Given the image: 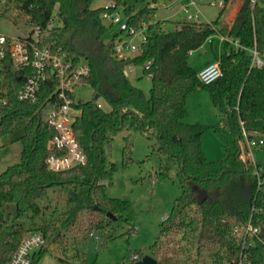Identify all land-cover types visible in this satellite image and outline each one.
Wrapping results in <instances>:
<instances>
[{
  "label": "trees",
  "instance_id": "1",
  "mask_svg": "<svg viewBox=\"0 0 264 264\" xmlns=\"http://www.w3.org/2000/svg\"><path fill=\"white\" fill-rule=\"evenodd\" d=\"M92 1L6 0L16 9L15 19L31 27L29 37L37 30L35 43L39 47H51L74 62L89 65L90 73L84 81L98 97H104L110 109H102L95 100L79 101L82 111L72 126L87 162L50 171L45 157L53 130L46 118L53 81L42 85L34 102L19 101L17 95L25 76L6 62L3 76L7 86L0 92V98L6 100L0 102V138L18 126H23V133L17 138L21 143L19 161L0 172V264L9 261L29 231L41 232L45 240L33 254L31 264H39L48 243L64 248L65 232L75 233L77 241L81 239L86 247L95 249L112 237L105 232L113 219L107 212L119 218L126 202L105 192L104 181L110 182L115 171V164L107 161V150L112 134L126 123L156 138L158 149L164 153L163 174L174 171L182 188L178 215L160 223L149 254L169 264H203L201 250L212 249L211 264H236L240 253L251 264H264V186L257 187L252 165L239 158L242 130L248 136L264 133V0H242L235 15L222 23L225 6L210 22L181 21L172 30L163 29L165 20L154 18L155 8L149 4L155 0H137L141 2L137 8L126 0H113L123 7L129 25L147 24L146 44L134 62L150 61L143 71L151 80L148 96L123 75L125 62L112 56L113 39L105 40L111 27L101 19L104 7L92 8ZM223 1L226 5L229 0ZM216 34L223 37L222 51L215 59L222 75L203 84L189 63V52ZM253 47L263 60L261 67L250 65L249 49ZM197 87L207 90L219 116L217 123L184 121L187 98ZM207 130L224 139L219 158L209 159L203 152L201 137ZM131 147L128 138L122 147L124 164L130 161ZM194 186L201 194L198 198ZM50 189L65 195L66 207L58 224L26 227L20 216L26 212L31 218L39 215V199L45 198ZM193 204L191 215L186 217L185 209ZM248 221L259 232L241 249L232 225ZM180 228L188 230L191 246L171 236Z\"/></svg>",
  "mask_w": 264,
  "mask_h": 264
},
{
  "label": "rangeland",
  "instance_id": "2",
  "mask_svg": "<svg viewBox=\"0 0 264 264\" xmlns=\"http://www.w3.org/2000/svg\"><path fill=\"white\" fill-rule=\"evenodd\" d=\"M199 1L198 21L210 22L217 18L221 7ZM236 0H230L229 6H225L220 20H226ZM109 0H93L92 8L104 6ZM134 7L141 5L137 0H126ZM188 0H158L157 12L153 14L156 19H168L163 25V29L172 30L178 26V22L186 21V14L181 7L187 4ZM223 8V7H222ZM189 12L194 15L195 8L189 7ZM16 9L13 3L0 0V32L8 36H25L31 27L23 21L15 19ZM195 19L193 18L192 21ZM116 30L113 26L108 29L105 40H109ZM213 47L209 43H204L201 48L191 51L188 60L192 67L198 70L202 63L213 58L218 53L219 37L213 39ZM129 82L140 88L146 96L149 95L151 80L144 74L140 66L136 67L133 73L128 76ZM75 99L80 102L95 100L104 110H109L110 106L103 96L94 98L95 91L90 84H81L74 87ZM187 117L184 121L200 122L203 124H215L219 121L208 92L203 87L195 88L187 98ZM23 126H18L0 140V172L7 166L19 161L21 143L17 140L18 134L22 133ZM264 141V133L261 134ZM132 142L130 161L125 163L122 159V147L126 140ZM202 148L205 156L209 159H216L222 156L224 139L211 130H207L201 137ZM159 144L153 136H147L139 129L129 127L126 123L122 128L112 134V141L107 150V161L115 164V171L110 182L104 181L105 192L110 197H117L126 202L124 211L117 219H111L106 226V233L112 237L97 249L86 247L81 239H75V233L65 232L64 248L58 247L55 243H48L46 250L41 255L39 264H129L132 261V253L138 255L149 254V247L153 244L159 234V225L162 217L167 215L166 222L175 219L181 203L182 188L178 177L174 171L168 174L162 172V162L164 153L158 149ZM252 159L256 163L264 166V143L251 150ZM155 177L156 183L152 184L150 179ZM196 197L201 194L197 190ZM64 193L50 189L45 198L39 199L42 211L39 215L29 217V212L20 216L19 220L24 221L26 227H36L40 224H58L61 212L65 209ZM191 207L185 209L186 217L191 215ZM85 223L87 220L82 218ZM137 229V233L131 234L130 228ZM188 230L180 228L172 232L171 236L184 246H191ZM194 248V247H193ZM38 251V250H37ZM36 251V252H37ZM203 264H211L213 260L212 249H202ZM222 256V253L219 254ZM141 257V256H140ZM223 258V257H222ZM158 264H169L159 262ZM224 260V259H223Z\"/></svg>",
  "mask_w": 264,
  "mask_h": 264
},
{
  "label": "built area",
  "instance_id": "3",
  "mask_svg": "<svg viewBox=\"0 0 264 264\" xmlns=\"http://www.w3.org/2000/svg\"><path fill=\"white\" fill-rule=\"evenodd\" d=\"M256 0H251L254 3ZM206 3L218 5L221 8L225 3L223 0H205ZM195 8L194 15L189 12V7ZM101 12V19L110 27L115 26L110 39H113L112 56L119 61L125 62L122 73L125 77L133 73L136 67L148 68L150 61L144 64H136L134 59L139 56L147 41V24L142 23L139 27L128 24L127 16L123 7L109 0ZM149 7H154L153 3ZM186 14V21H198V2L188 0L187 4L181 7ZM37 30L33 35L8 36L0 32V81L2 86L0 92H5L7 82L4 79L3 71L6 69L8 61L11 69L21 71L25 76V81L19 90L17 99L19 101L34 102L42 85L49 79L53 81V90L49 98L51 108L48 111L46 122L52 128L53 134L48 141V152L45 157V164L50 171H63L76 166L85 165L87 155L82 149L79 140L73 131V121L80 115L82 109L75 99L74 87L87 84L84 80L89 76L90 68L86 62H74L65 53L54 50L51 47H39L36 43ZM235 46H238L234 42ZM251 54V66L261 67L263 60L257 50L253 47L249 49ZM191 53V51L189 52ZM149 76V74H147ZM199 80L203 84H209L222 75L218 60H213L204 64L197 72ZM1 104L6 102L5 98H0ZM1 140V138H0ZM264 143L261 134L254 132L251 136L242 130V139L239 141V158L246 164L253 167L252 174L257 181V187L264 186V166L257 165L252 159L251 150L258 148ZM151 183H156L157 179L151 177ZM169 217L164 215L162 221ZM131 234L137 233V229L130 228ZM259 228L248 221L244 225H232V233L236 236L244 249L250 245L254 236H257ZM45 240L41 232L29 231L20 241L6 264H31L33 254L39 250ZM137 253H132L131 260H138ZM236 264H251L246 259L244 253L236 260Z\"/></svg>",
  "mask_w": 264,
  "mask_h": 264
},
{
  "label": "crops",
  "instance_id": "4",
  "mask_svg": "<svg viewBox=\"0 0 264 264\" xmlns=\"http://www.w3.org/2000/svg\"><path fill=\"white\" fill-rule=\"evenodd\" d=\"M241 1H242V0H236V1H235V4H234V6L232 7L229 16L226 18V20L220 21L221 23L224 22V21H228V20H230V19L235 15V13H236V11H237V9H238V7H239ZM199 3H200V2L198 1V4H199ZM229 3H230V0L228 1L227 6H229ZM153 4H154V8H156V12H157V7H158L157 4H158V0H155V2H153ZM156 19H157V17H156ZM161 20H168V19H161ZM216 36H217V34H216ZM214 37H215V35H213L212 37L208 38L204 43H209L210 47L212 48V47H213L212 44H213V41H214V40H213ZM218 37H219L218 53H217V54H214L213 58L208 59V60H206L204 63H202L201 66H199L200 68H201L204 64H206L207 62H211V61L215 60V59L219 56V54L221 53V51H222V46H223V37H221V36H219V35H218ZM203 45H204V44H203ZM203 45H202V46H203ZM202 46H201V47H202ZM201 47H200V48H201ZM189 63H190V62H189ZM191 66H192V65H191ZM194 69H195V68H194ZM22 133H23V131H22ZM22 133H20V134H18V135L20 136ZM19 136H17V137H19Z\"/></svg>",
  "mask_w": 264,
  "mask_h": 264
},
{
  "label": "water",
  "instance_id": "5",
  "mask_svg": "<svg viewBox=\"0 0 264 264\" xmlns=\"http://www.w3.org/2000/svg\"><path fill=\"white\" fill-rule=\"evenodd\" d=\"M97 97L98 94H95L94 98L96 99ZM107 216L113 219L115 218V216L110 212H107ZM136 264H158V260L153 256H151L150 254H144L136 261Z\"/></svg>",
  "mask_w": 264,
  "mask_h": 264
}]
</instances>
